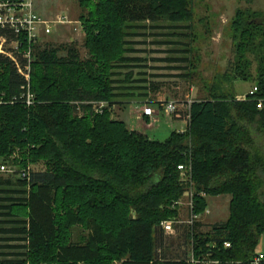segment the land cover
<instances>
[{
  "label": "trees",
  "instance_id": "trees-1",
  "mask_svg": "<svg viewBox=\"0 0 264 264\" xmlns=\"http://www.w3.org/2000/svg\"><path fill=\"white\" fill-rule=\"evenodd\" d=\"M189 4L99 0L80 19L88 57L75 44L37 46L30 106L21 100L25 76L0 54V162L16 167L0 177V233L24 242L11 246L20 250L19 259L1 252L0 264H204L192 262V255L250 264L264 233V149L254 135L264 133V11L239 9L232 21L235 78H250L248 54L259 51L256 92L238 98L218 89L192 101L186 113H173L188 120L187 128L164 141L112 116L116 103L135 95L129 89L148 96L147 87L117 85L126 79L115 78L116 69L139 60L128 55L131 24L189 20ZM19 59L24 66L26 60ZM94 101L105 103L102 112L91 111ZM157 106L163 111V103ZM81 110L89 112L80 116ZM42 161L44 171L32 169ZM181 164L192 166L194 213L207 210L209 195H233L228 220L208 232L200 230V221L187 227L191 254L185 245L172 251L173 237L161 227L179 216L174 203L187 190ZM29 168V176H22ZM79 226L87 233L75 241Z\"/></svg>",
  "mask_w": 264,
  "mask_h": 264
},
{
  "label": "rangeland",
  "instance_id": "rangeland-1",
  "mask_svg": "<svg viewBox=\"0 0 264 264\" xmlns=\"http://www.w3.org/2000/svg\"><path fill=\"white\" fill-rule=\"evenodd\" d=\"M98 1L38 0L39 8L36 10L44 18L54 21L60 14H66L72 20V23H54L52 33L41 37L40 45L75 44L81 56L88 57L89 51L85 47L86 33L80 19L81 15L86 16ZM189 2L193 12L189 20L172 21L165 18L132 23L131 28L128 29L131 33L128 40L132 51L128 55L139 60L130 61L129 66L116 69L119 74L115 78L122 81L126 79V82H119L117 85L147 87L146 91L150 97L148 103L155 105H153L155 116L148 120L147 126L139 123L136 117L137 111L139 112L143 106L139 104L144 98L145 90L142 89H129L134 91L139 99L134 100L129 95V98L123 99L130 101L127 105L120 98L119 100L123 102L116 103L112 107V116L118 120L125 119L129 128L142 131L151 139L164 141L173 131H184L188 126L186 119H178L175 114L169 115L164 110L159 112L157 103L174 101L178 105V111L186 113L192 101L205 99L215 90L218 92L224 89L241 97L245 94L246 97L258 84L260 69V60L256 57L258 50L256 53L248 54V58L252 61L249 67L250 78L248 80L235 78L232 64L236 58V44L232 21L239 9L264 11V0H189ZM5 47L11 50L13 46L12 43H5ZM91 104L93 105L91 111L96 112L97 102ZM88 112L89 110H81L77 114L83 116ZM254 135L257 143L264 149V133L257 131ZM32 169L44 171L46 165L42 161L32 165ZM180 176L185 188H190L193 179L186 178L182 174ZM2 196L3 194H0V197ZM232 198V194L207 196V210L203 214H198L197 218L201 222V231L208 232L215 223L228 220ZM181 200L184 204L179 208V216L166 219L180 221L175 225L176 231L165 234L173 237L174 245L170 248L172 251L177 249L179 251L181 245H185L183 249H188L191 254V247L189 243L186 244L184 238V233L190 225L191 213L185 194ZM2 219L3 217H0V221ZM74 232L75 241L79 240L78 235L87 233L80 226L76 227ZM9 237L14 240H6ZM15 237L13 234L0 233V253H10L8 258L13 260L19 259L16 253L20 250L11 246L24 243L15 240ZM263 250L264 233L257 246L258 252Z\"/></svg>",
  "mask_w": 264,
  "mask_h": 264
},
{
  "label": "built area",
  "instance_id": "built-area-1",
  "mask_svg": "<svg viewBox=\"0 0 264 264\" xmlns=\"http://www.w3.org/2000/svg\"><path fill=\"white\" fill-rule=\"evenodd\" d=\"M36 0H0V54L11 57L18 70L25 76L26 85L23 86L25 91L21 95V100L25 105L30 106L34 104L35 97L33 92L31 91V66L32 62L36 56L37 46L41 43V37L44 35H49L53 31V24H63V23H72V20L67 15L60 14L56 20L52 21L44 18L41 14H39L36 10L35 6ZM79 22V21H78ZM5 34H2V32ZM26 42V47L23 48V40ZM5 43H12V49L7 50L5 47ZM19 57H22L26 60V64L23 66L21 64V60ZM257 91V87L250 91V94H253ZM14 99H17L14 97ZM12 100L14 102L15 100ZM2 99H0V103H2ZM98 109L97 111L102 112V107L105 105L104 102L97 103ZM261 107V104H259ZM163 110L167 114H173L178 111V105L174 101H167L163 103ZM142 114L147 115L149 117H154L155 109L153 106L149 104H145L142 109ZM16 156V155H15ZM13 156V158L15 157ZM179 170L183 176L186 178H190L192 180V166L187 164L179 165ZM16 171V167L9 162H0V177L6 176L9 174H13ZM29 170H23L22 176L28 177ZM186 179H184L185 181ZM193 181V180H192ZM202 195H206L205 193H201ZM194 195L195 191L193 189V182L190 188H187L185 192V196L187 198V206L189 207V211L191 213V219L189 221L190 226H193L194 223L199 217L198 214L194 213ZM183 200L179 199L174 203V207H179L183 205ZM180 221L176 220H164L161 223V227L165 232H175L176 231V223L178 224ZM226 247H230L231 243L226 241ZM191 261L194 263L202 262L204 264H220L219 260H197L192 255ZM250 264H264V251L257 252Z\"/></svg>",
  "mask_w": 264,
  "mask_h": 264
},
{
  "label": "crops",
  "instance_id": "crops-1",
  "mask_svg": "<svg viewBox=\"0 0 264 264\" xmlns=\"http://www.w3.org/2000/svg\"><path fill=\"white\" fill-rule=\"evenodd\" d=\"M37 1L38 0H36V2H35V6H36V9H38L39 7H38V4H37ZM66 15V14H65ZM44 36H47V35H44ZM130 97H132V98H134V100H136L135 98H138L137 96H135V95H133V96H130ZM238 98H244L245 97V94H244V96H237ZM149 96H146L145 98H143V99H141V100H143V101H148L149 100ZM139 99V98H138ZM143 101H141V103H139V104H141V105H143L144 106V102ZM156 101H158L159 102V100H156ZM126 102V104L127 105H129V102L130 101H125ZM138 102H140V101H138ZM154 105V104H153ZM143 106H142V108H140L139 110V112L137 111V114H136V117L138 118V120L140 121L139 123H141V124H143V125H145V126H147V122H148V120H150V118L151 117H149V116H145V115H143L142 114V109H143ZM155 106V105H154ZM138 107H140V106H138ZM155 116V115H154ZM122 120H124L127 124H128V122L125 120V119H122ZM130 129H133V128H130ZM133 130H136V129H133ZM138 131V130H137ZM139 132H142V131H139Z\"/></svg>",
  "mask_w": 264,
  "mask_h": 264
}]
</instances>
